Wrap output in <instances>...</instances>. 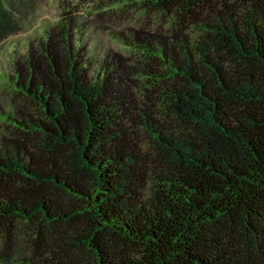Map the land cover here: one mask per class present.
<instances>
[{
  "label": "trees",
  "instance_id": "16d2710c",
  "mask_svg": "<svg viewBox=\"0 0 264 264\" xmlns=\"http://www.w3.org/2000/svg\"><path fill=\"white\" fill-rule=\"evenodd\" d=\"M73 9L0 97V264H264V0H100L99 60Z\"/></svg>",
  "mask_w": 264,
  "mask_h": 264
},
{
  "label": "rangeland",
  "instance_id": "374dc122",
  "mask_svg": "<svg viewBox=\"0 0 264 264\" xmlns=\"http://www.w3.org/2000/svg\"><path fill=\"white\" fill-rule=\"evenodd\" d=\"M35 1V11L30 15L28 21L24 23L23 29L0 40V97L8 98L13 96L12 89L7 81L12 58L22 54L28 42L36 40L45 29L54 24L59 18L62 9L66 8L67 5L73 6L75 13L82 20L89 22L84 42L88 55L92 59L99 60L106 52L109 53L111 51L121 52L125 55L130 54L128 49L121 46L104 30V26L109 24V18L103 20L102 18L97 19L94 17L93 7L99 5L100 0Z\"/></svg>",
  "mask_w": 264,
  "mask_h": 264
}]
</instances>
